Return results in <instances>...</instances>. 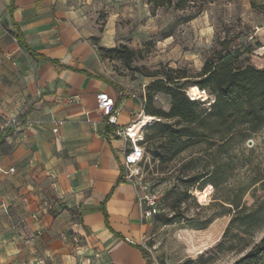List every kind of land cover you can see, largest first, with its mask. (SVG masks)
Segmentation results:
<instances>
[{
	"label": "crops",
	"instance_id": "crops-1",
	"mask_svg": "<svg viewBox=\"0 0 264 264\" xmlns=\"http://www.w3.org/2000/svg\"><path fill=\"white\" fill-rule=\"evenodd\" d=\"M135 1L0 0V120L22 127L0 143V264H158L142 244V192L124 178L126 143L96 100H115L118 126L144 116L139 81L99 52L138 49L124 23ZM190 22L182 59L200 71L213 32Z\"/></svg>",
	"mask_w": 264,
	"mask_h": 264
},
{
	"label": "rangeland",
	"instance_id": "rangeland-1",
	"mask_svg": "<svg viewBox=\"0 0 264 264\" xmlns=\"http://www.w3.org/2000/svg\"><path fill=\"white\" fill-rule=\"evenodd\" d=\"M148 1H135L132 7L139 17L133 23L124 20L127 28L139 30L135 43L138 55L133 66H143L150 72L161 67L185 69L193 77L191 80H196L200 71L194 63L182 59V49H190L194 40L190 21L197 19L200 30L213 32L211 43H204V60L220 49L221 40L228 39L229 49L238 52L240 60L256 68L264 67V0H172V7L159 8ZM177 2L179 9L175 8ZM169 35L172 43L168 44L165 39ZM117 64L114 67L119 75L139 81L144 99L146 86L155 77L132 72L118 61ZM191 87L193 92L195 86ZM153 104L168 111L170 99L158 93ZM157 121L160 119L153 117L147 126ZM211 128L215 130L218 125ZM146 132L144 126L143 136ZM187 146L171 163L159 167L144 144L145 156L137 181L141 191L154 196L157 207L156 214L147 220L142 240L144 250L158 264H233L264 235L263 227L253 235L241 234L245 239L242 243L246 244L241 249L219 251L216 247L234 213V206L224 201L247 207L254 203L252 192L258 184L245 188L253 179L264 178V128L249 138L234 135L224 145L216 136L212 139L201 136ZM196 172L211 173L213 184L201 191L198 186L189 188L190 197H184L180 209H173L175 194L167 200L166 192L183 190L184 180ZM255 194L261 197L262 191ZM180 214L184 219L170 225L158 221Z\"/></svg>",
	"mask_w": 264,
	"mask_h": 264
},
{
	"label": "trees",
	"instance_id": "trees-1",
	"mask_svg": "<svg viewBox=\"0 0 264 264\" xmlns=\"http://www.w3.org/2000/svg\"><path fill=\"white\" fill-rule=\"evenodd\" d=\"M148 2L155 8L173 6L172 0ZM179 3L175 4V8H180ZM262 10L264 11V5ZM8 14L11 18V11H8ZM5 27L8 28L7 25ZM11 32L17 42L28 49L21 41V33L13 22ZM220 42V49L205 58L202 69L195 76L196 80H191L193 77L189 76L185 69L161 67L150 72L143 66H133L138 50L127 45L99 49L104 59L118 61L126 69L143 76L155 77L146 86L143 112L145 116L156 117L160 121L145 126L147 132L142 144H146L150 156L158 161L159 167L171 163L188 147L189 141L201 136L206 139L216 136L224 145L234 135L249 138L264 128V67L256 68L247 64L246 60H240L239 53L229 49L228 39ZM55 63L57 67L64 68ZM191 86L206 90L213 97V103L209 108L188 98L187 91ZM195 87L193 93H196ZM158 93L169 97L168 111L154 106L153 99ZM213 124L218 125V128L213 130L211 128ZM106 127L109 129L111 126ZM184 181L183 190L178 189L175 193L176 190L172 189L165 194L167 200L171 194H175L172 200L173 209H180V205L185 201L184 197H190L189 188L198 186L199 191L204 190L213 184V177L211 173L196 172ZM257 184L258 187H254ZM252 187H254L252 197L255 199L252 206L224 201L234 206V213L222 238L216 244L219 251L241 249L246 245L242 243L245 239L240 236L241 234L253 235L264 227V178L253 179L245 190ZM258 190L262 191L261 197L255 196ZM181 219H184L183 214L162 220L158 218V221L163 225H170ZM233 264H264V235Z\"/></svg>",
	"mask_w": 264,
	"mask_h": 264
},
{
	"label": "built area",
	"instance_id": "built-area-1",
	"mask_svg": "<svg viewBox=\"0 0 264 264\" xmlns=\"http://www.w3.org/2000/svg\"><path fill=\"white\" fill-rule=\"evenodd\" d=\"M198 98L187 91V96L192 101H198L206 108L213 103V97L203 89L198 88ZM97 109L106 117V125L113 127V137L122 139L126 146L123 151V170L126 181L132 183L136 188L140 189L137 178L141 174L143 160L145 156L144 144H142L143 128H137V122L127 126L117 125V114L115 100L106 93H98L96 96ZM62 124L61 122L58 125ZM22 129L17 117H4L0 120V143L8 133H18ZM10 171H14L11 169ZM141 191V189H140ZM139 197V203H144L142 210L143 218L149 220L157 212L154 196L144 193Z\"/></svg>",
	"mask_w": 264,
	"mask_h": 264
},
{
	"label": "bare ground",
	"instance_id": "bare-ground-1",
	"mask_svg": "<svg viewBox=\"0 0 264 264\" xmlns=\"http://www.w3.org/2000/svg\"><path fill=\"white\" fill-rule=\"evenodd\" d=\"M196 88V93H193L192 92V87L189 88V91L190 93L195 96L196 98H198L199 94H198V87H195ZM141 118V117H140ZM138 120L137 122V128H143L144 126H146L148 123H151L153 121V117H150V116H142V118Z\"/></svg>",
	"mask_w": 264,
	"mask_h": 264
}]
</instances>
